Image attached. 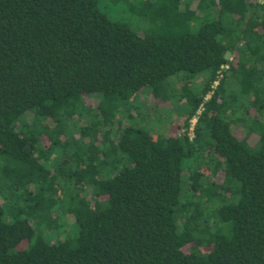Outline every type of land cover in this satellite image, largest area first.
Returning <instances> with one entry per match:
<instances>
[{"label": "trees", "instance_id": "16d2710c", "mask_svg": "<svg viewBox=\"0 0 264 264\" xmlns=\"http://www.w3.org/2000/svg\"><path fill=\"white\" fill-rule=\"evenodd\" d=\"M116 1L0 0V264H264V0Z\"/></svg>", "mask_w": 264, "mask_h": 264}, {"label": "rangeland", "instance_id": "374dc122", "mask_svg": "<svg viewBox=\"0 0 264 264\" xmlns=\"http://www.w3.org/2000/svg\"><path fill=\"white\" fill-rule=\"evenodd\" d=\"M99 7L111 19L120 20V21L126 22L133 29L139 28V27H141L143 25V23H142L143 21L142 20H140V19H138L136 17L130 18V15H129L128 11L123 9V7L121 6L119 1L117 2L116 0L115 1L100 0ZM182 74L183 73L181 72L180 73V77H183V76H181ZM91 99H92L93 102L95 101L94 97H92ZM149 107L152 108V105H150ZM176 111H174V112H176ZM242 133H243L242 131L239 132L240 135H242Z\"/></svg>", "mask_w": 264, "mask_h": 264}, {"label": "built area", "instance_id": "2783aa9c", "mask_svg": "<svg viewBox=\"0 0 264 264\" xmlns=\"http://www.w3.org/2000/svg\"><path fill=\"white\" fill-rule=\"evenodd\" d=\"M195 121V118L192 119V123Z\"/></svg>", "mask_w": 264, "mask_h": 264}]
</instances>
